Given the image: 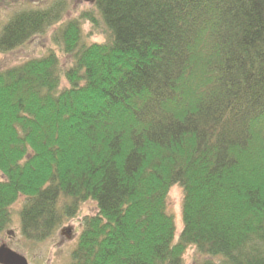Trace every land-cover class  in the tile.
I'll return each instance as SVG.
<instances>
[{"label":"trees","instance_id":"trees-1","mask_svg":"<svg viewBox=\"0 0 264 264\" xmlns=\"http://www.w3.org/2000/svg\"><path fill=\"white\" fill-rule=\"evenodd\" d=\"M94 5L52 35L69 67L50 51L0 69V235L21 199L32 243L92 202L69 264H264V0ZM66 9L15 15L0 53Z\"/></svg>","mask_w":264,"mask_h":264},{"label":"rangeland","instance_id":"rangeland-1","mask_svg":"<svg viewBox=\"0 0 264 264\" xmlns=\"http://www.w3.org/2000/svg\"><path fill=\"white\" fill-rule=\"evenodd\" d=\"M57 1L63 2L66 5L64 16L61 21L51 26L47 32L38 35L29 40L22 47L13 50L8 54L0 53V69L7 68L19 64L25 60L32 58H41L48 55L50 51H54L60 57L63 67H69V61L63 56L59 49L55 48L52 42V35L59 26H62L66 21L79 17V15L88 10L95 9L94 3H89L86 0H0V34L3 27L15 15L35 9H47ZM90 24L84 26L83 35L86 43H103L105 38L101 33L92 32ZM66 83H63L65 87ZM184 191L179 185L171 188L167 198V208L175 217L177 230L182 231V204ZM19 201V200H18ZM24 199L15 203L11 207L13 215L12 223L8 229L0 235V247L6 245L8 248L25 257L28 264H69L71 252L75 248L76 239L81 233L82 221L88 215L94 214L96 205L92 202L83 204L80 207L79 213L71 220L65 222L50 238L40 243H32L26 241L21 234V222L19 213L23 206ZM69 231V236L66 234ZM178 237V236H177ZM195 259V251L191 249L185 256V264H193Z\"/></svg>","mask_w":264,"mask_h":264},{"label":"water","instance_id":"water-1","mask_svg":"<svg viewBox=\"0 0 264 264\" xmlns=\"http://www.w3.org/2000/svg\"><path fill=\"white\" fill-rule=\"evenodd\" d=\"M89 3H95L96 0H86ZM0 264H28L25 257L14 252L6 245L0 247Z\"/></svg>","mask_w":264,"mask_h":264},{"label":"bare ground","instance_id":"bare-ground-1","mask_svg":"<svg viewBox=\"0 0 264 264\" xmlns=\"http://www.w3.org/2000/svg\"><path fill=\"white\" fill-rule=\"evenodd\" d=\"M241 150H242V148H241ZM181 220H182V219H181ZM181 234H182V231H178V230H177V232H176V236L179 237Z\"/></svg>","mask_w":264,"mask_h":264},{"label":"flooded vegetation","instance_id":"flooded-vegetation-1","mask_svg":"<svg viewBox=\"0 0 264 264\" xmlns=\"http://www.w3.org/2000/svg\"><path fill=\"white\" fill-rule=\"evenodd\" d=\"M68 232V234H69V231H67ZM69 236V235H68ZM70 237V236H69Z\"/></svg>","mask_w":264,"mask_h":264}]
</instances>
